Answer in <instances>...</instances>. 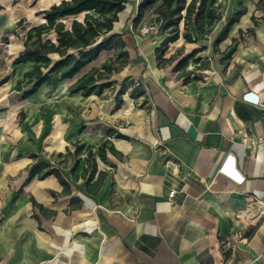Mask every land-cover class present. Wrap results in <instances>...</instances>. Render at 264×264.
<instances>
[{"label": "crops", "instance_id": "1", "mask_svg": "<svg viewBox=\"0 0 264 264\" xmlns=\"http://www.w3.org/2000/svg\"><path fill=\"white\" fill-rule=\"evenodd\" d=\"M138 2L113 24L127 58L100 95L68 89L110 50L22 99L32 64L13 65L23 47L11 32L24 18L0 25V264H264V150L242 142L264 139V109L243 99L264 105V0H214L206 34L190 26L188 43L181 26L160 60L169 36L132 26ZM38 161L60 180L31 177Z\"/></svg>", "mask_w": 264, "mask_h": 264}, {"label": "trees", "instance_id": "2", "mask_svg": "<svg viewBox=\"0 0 264 264\" xmlns=\"http://www.w3.org/2000/svg\"><path fill=\"white\" fill-rule=\"evenodd\" d=\"M136 15L132 26L143 24L149 13L154 17L156 29L169 37L156 49L157 60H160L167 50L168 44L176 41L183 28V38L192 43L189 27L192 26L199 37H203L212 24L218 19V14L211 9L214 0H138ZM128 0H62L52 4L47 10L36 13L44 23L31 25L24 19L17 22L11 32L22 42L23 49L13 61V65L31 63L32 68L26 72L23 79L18 81L15 91L21 92V98L27 99L36 94L44 85H54L55 82L73 79L83 68L97 60L104 51L112 50L119 45L123 48L120 35L112 33L113 24L118 20V14L124 10ZM242 12L232 14L215 42L227 36L231 26L238 21ZM2 43H8V36L2 37ZM121 64L127 58L126 53L119 52ZM118 68L105 63L101 69H94L82 76L69 87V94H81L88 97L100 95L103 90L110 88L114 82L105 81L107 75L117 72ZM4 79L1 83H4ZM132 81L121 84L117 93L116 108L119 107L121 96L127 85ZM134 89H132L133 91ZM132 95V93H131ZM118 138L121 135H116ZM80 145L79 147H81ZM92 149L88 155L92 157ZM105 149H110L105 141L96 147V154L104 160ZM29 173L39 179L55 175L60 180L59 173L49 169L43 162L34 163ZM93 173V172H92ZM92 173L89 179L92 178ZM61 183L64 182L61 180Z\"/></svg>", "mask_w": 264, "mask_h": 264}, {"label": "rangeland", "instance_id": "3", "mask_svg": "<svg viewBox=\"0 0 264 264\" xmlns=\"http://www.w3.org/2000/svg\"><path fill=\"white\" fill-rule=\"evenodd\" d=\"M55 1L58 0H50V1L45 0L44 3H41L40 0H38V4H37V0H0V25L3 26L7 25L12 17H16L18 19L24 18L28 22L34 24L37 22V20L40 17H35V18H33V16L30 17V14L31 15L34 14L33 9L35 8L36 11H39V8L40 9L46 8L49 4ZM143 26H149L151 28H154V30L150 34L154 33L157 30L156 29L157 25L154 22V17L150 13L149 16L147 15V17L145 18L143 22ZM119 51H120V46L117 45L112 50H110L109 54H107V55H112L109 62L115 65L116 68L120 66L122 61V57H119L118 55ZM1 69H3L2 65H0V70ZM24 89L26 88L24 87Z\"/></svg>", "mask_w": 264, "mask_h": 264}, {"label": "built area", "instance_id": "4", "mask_svg": "<svg viewBox=\"0 0 264 264\" xmlns=\"http://www.w3.org/2000/svg\"><path fill=\"white\" fill-rule=\"evenodd\" d=\"M154 28H151L149 26H143L140 28V34L142 35H148L150 34ZM243 99L246 100L248 103H251L253 105L259 106L264 109V105L258 101L257 98H254L251 96L250 93L245 94L243 96ZM242 142L249 149L250 151L255 150L258 147H262L264 150V139L262 137H256V138H251L248 137L246 134L242 135ZM174 192L169 193V197H172Z\"/></svg>", "mask_w": 264, "mask_h": 264}, {"label": "bare ground", "instance_id": "5", "mask_svg": "<svg viewBox=\"0 0 264 264\" xmlns=\"http://www.w3.org/2000/svg\"><path fill=\"white\" fill-rule=\"evenodd\" d=\"M40 2H41V3H44V2H45V0H40Z\"/></svg>", "mask_w": 264, "mask_h": 264}]
</instances>
